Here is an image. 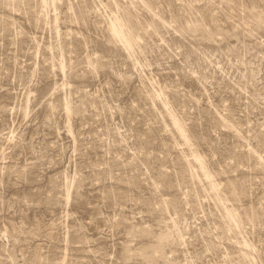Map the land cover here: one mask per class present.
<instances>
[{
	"label": "rangeland",
	"instance_id": "rangeland-1",
	"mask_svg": "<svg viewBox=\"0 0 264 264\" xmlns=\"http://www.w3.org/2000/svg\"><path fill=\"white\" fill-rule=\"evenodd\" d=\"M0 264H264V0H0Z\"/></svg>",
	"mask_w": 264,
	"mask_h": 264
}]
</instances>
